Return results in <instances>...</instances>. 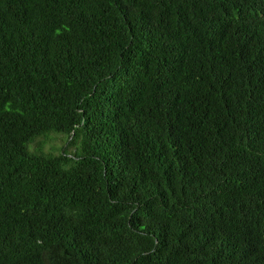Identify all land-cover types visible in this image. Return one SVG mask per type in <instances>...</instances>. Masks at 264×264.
<instances>
[{"label":"trees","instance_id":"16d2710c","mask_svg":"<svg viewBox=\"0 0 264 264\" xmlns=\"http://www.w3.org/2000/svg\"><path fill=\"white\" fill-rule=\"evenodd\" d=\"M0 264H264V0H0Z\"/></svg>","mask_w":264,"mask_h":264},{"label":"rangeland","instance_id":"374dc122","mask_svg":"<svg viewBox=\"0 0 264 264\" xmlns=\"http://www.w3.org/2000/svg\"><path fill=\"white\" fill-rule=\"evenodd\" d=\"M64 135L66 136L65 133L61 132V134L52 133L51 135H49V138L41 136L34 141V144L31 146L30 150L33 151L36 147L42 146L41 145L42 142L44 143L46 142V144H44L45 150H47L48 152L50 151H53L56 153L60 152L64 149V146L60 147V149H57V147L59 145L66 144ZM71 149H73V147H71Z\"/></svg>","mask_w":264,"mask_h":264}]
</instances>
